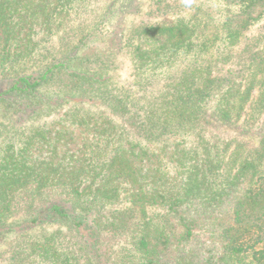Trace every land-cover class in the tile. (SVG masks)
<instances>
[{
  "label": "trees",
  "instance_id": "trees-1",
  "mask_svg": "<svg viewBox=\"0 0 264 264\" xmlns=\"http://www.w3.org/2000/svg\"><path fill=\"white\" fill-rule=\"evenodd\" d=\"M0 264H264V0H0Z\"/></svg>",
  "mask_w": 264,
  "mask_h": 264
}]
</instances>
